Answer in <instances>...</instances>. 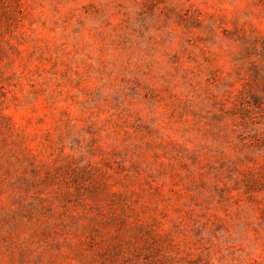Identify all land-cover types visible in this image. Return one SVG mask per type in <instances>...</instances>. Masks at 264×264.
<instances>
[{"label":"rangeland","instance_id":"obj_1","mask_svg":"<svg viewBox=\"0 0 264 264\" xmlns=\"http://www.w3.org/2000/svg\"><path fill=\"white\" fill-rule=\"evenodd\" d=\"M0 264H264V0H0Z\"/></svg>","mask_w":264,"mask_h":264}]
</instances>
